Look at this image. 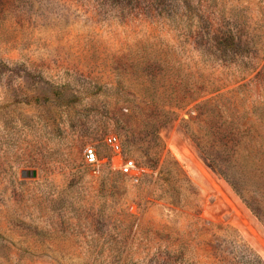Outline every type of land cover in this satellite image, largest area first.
Returning <instances> with one entry per match:
<instances>
[{
    "label": "rangeland",
    "instance_id": "1",
    "mask_svg": "<svg viewBox=\"0 0 264 264\" xmlns=\"http://www.w3.org/2000/svg\"><path fill=\"white\" fill-rule=\"evenodd\" d=\"M210 81L264 120V0H0V264L264 262V227L184 127L197 101L172 105ZM168 157L192 182L178 202Z\"/></svg>",
    "mask_w": 264,
    "mask_h": 264
},
{
    "label": "trees",
    "instance_id": "2",
    "mask_svg": "<svg viewBox=\"0 0 264 264\" xmlns=\"http://www.w3.org/2000/svg\"><path fill=\"white\" fill-rule=\"evenodd\" d=\"M232 41L229 44L231 46ZM172 75L174 73L166 71L160 74V78L162 76L169 80ZM152 76L156 77L155 73ZM213 83L210 81L197 86L194 90L195 97L191 100H186L185 92H179L181 89L176 87L177 83L173 84L175 99L172 105L177 109H184L191 101H197L192 109L197 129H192L190 123L184 121L187 133L211 169L264 227V120L246 118V115L255 112V107L249 109L243 105L242 108H232L234 102L228 105L222 103L223 93L219 90L223 86H211ZM145 91L147 90H143L144 97L148 95ZM156 91H159L158 87ZM215 92L218 93L206 97ZM151 100L154 101V98ZM168 112L172 113L169 120L177 117L175 110ZM153 169H157V166H153ZM156 181L161 187V197L172 202L179 201L173 193L178 191L180 184L186 182L192 186V182L173 157L166 158L158 168ZM195 191L192 193L196 194ZM257 264L264 262L259 259Z\"/></svg>",
    "mask_w": 264,
    "mask_h": 264
},
{
    "label": "built area",
    "instance_id": "3",
    "mask_svg": "<svg viewBox=\"0 0 264 264\" xmlns=\"http://www.w3.org/2000/svg\"><path fill=\"white\" fill-rule=\"evenodd\" d=\"M106 141H107V144L109 146H111V148L114 151H116L118 153L121 152V150H122L121 142L116 135L107 136ZM84 154H85V160L88 164L96 165L97 167H99V157L97 154V150L94 146H92V145L87 146L85 148ZM120 167L125 173H129V172L137 169L136 162L132 159H125ZM133 179L135 181H138V178L135 176L133 177Z\"/></svg>",
    "mask_w": 264,
    "mask_h": 264
},
{
    "label": "water",
    "instance_id": "4",
    "mask_svg": "<svg viewBox=\"0 0 264 264\" xmlns=\"http://www.w3.org/2000/svg\"><path fill=\"white\" fill-rule=\"evenodd\" d=\"M33 174H35V172H33Z\"/></svg>",
    "mask_w": 264,
    "mask_h": 264
}]
</instances>
